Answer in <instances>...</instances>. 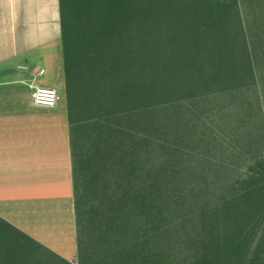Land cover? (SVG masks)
Masks as SVG:
<instances>
[{
  "label": "trees",
  "instance_id": "1",
  "mask_svg": "<svg viewBox=\"0 0 264 264\" xmlns=\"http://www.w3.org/2000/svg\"><path fill=\"white\" fill-rule=\"evenodd\" d=\"M60 12L77 264H264V0ZM13 230L7 264H74Z\"/></svg>",
  "mask_w": 264,
  "mask_h": 264
},
{
  "label": "crops",
  "instance_id": "2",
  "mask_svg": "<svg viewBox=\"0 0 264 264\" xmlns=\"http://www.w3.org/2000/svg\"><path fill=\"white\" fill-rule=\"evenodd\" d=\"M21 66L44 69L38 83L56 88L60 0H0V264L23 242L13 229L69 260L56 248L71 238L77 252L68 108L35 107L33 75Z\"/></svg>",
  "mask_w": 264,
  "mask_h": 264
},
{
  "label": "built area",
  "instance_id": "3",
  "mask_svg": "<svg viewBox=\"0 0 264 264\" xmlns=\"http://www.w3.org/2000/svg\"><path fill=\"white\" fill-rule=\"evenodd\" d=\"M19 69L31 72L33 80L29 84L32 91V103L35 107L44 109H55L61 101V93L54 87L42 86L38 83L39 79L43 78L46 74L44 69H35L31 71L26 66H21Z\"/></svg>",
  "mask_w": 264,
  "mask_h": 264
},
{
  "label": "rangeland",
  "instance_id": "4",
  "mask_svg": "<svg viewBox=\"0 0 264 264\" xmlns=\"http://www.w3.org/2000/svg\"><path fill=\"white\" fill-rule=\"evenodd\" d=\"M242 11L243 14L246 13L247 9L245 7V5L242 2ZM64 72V71H63ZM54 86H56L57 90L61 93V101H60V105L62 106H67V100H66V94H65V90H66V85H65V77L64 74L62 73V75L60 76H55L54 77ZM57 250H59L62 254H68L66 255V257L70 258L69 260L74 263L77 264V252H76V245L73 239H69L67 244H63L59 247H56Z\"/></svg>",
  "mask_w": 264,
  "mask_h": 264
}]
</instances>
